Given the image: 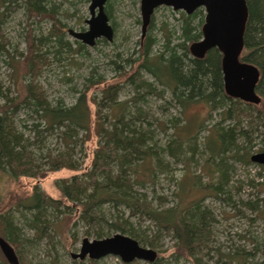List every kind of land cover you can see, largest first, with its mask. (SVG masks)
<instances>
[{"label": "rangeland", "instance_id": "374dc122", "mask_svg": "<svg viewBox=\"0 0 264 264\" xmlns=\"http://www.w3.org/2000/svg\"><path fill=\"white\" fill-rule=\"evenodd\" d=\"M108 2L111 6L109 23L113 28V40L107 42L100 38L93 47L83 45L69 33V30L87 31L85 21L90 17V0H46L50 7H54L56 22L46 17L29 16L23 0H15L8 11L3 7L0 9V42H5L6 51L0 52V95L8 99H19L24 91L22 87L33 79L51 106L58 102L64 106H73L79 96L85 93L90 119L88 129L79 130V142L73 150L72 159L81 171L62 169L47 172L42 178L21 177L17 180L0 172V227L2 219L9 221L10 227H13L17 253L23 264L79 263L72 259V254L79 252L83 239L92 241L115 234L105 231L98 237L80 218L76 206L64 202L70 208H47L45 216H42L47 224L40 220L35 222L39 227H47L40 236L29 228L32 215L21 204L27 202L34 187L44 197L58 198L57 183L81 174L90 167L97 148L102 144L100 123L96 120V106L92 101L100 100V89L103 86L120 83L118 101L127 102L123 116L131 119L137 115L135 124L130 128L145 135L146 150L152 155L151 162L141 157L131 162L130 167L136 171V174L130 175L132 181H135L132 192L144 195L155 209L178 205L183 207L197 201L200 209L208 211L213 219L212 241L209 244L212 249H219L223 255L231 256L241 251L251 253L253 263L264 264V172L255 164L227 161L222 166L225 175L220 178L218 158H211L207 150L208 139L213 135L212 129L220 124L219 110L209 112L207 105L197 102L181 112L180 106L168 93H165L164 98L148 96L145 102L133 100L136 92L129 84L121 83V73L130 70L129 66L123 68L127 58L138 57L141 39L139 0H107L106 5ZM179 13L183 12L164 6L154 10L153 21L146 33V36L155 39L152 54L162 52V45L167 43L166 30L171 33L170 44L178 43L176 37L181 24ZM202 15L204 17L203 10ZM54 24L58 25L57 31L53 28ZM58 35H61L65 47L57 54ZM33 38L37 42L36 51L43 56L42 66L35 77L27 72L24 60ZM77 43L83 46L81 50L76 49ZM141 75L152 81L147 74ZM90 80L104 83L89 86ZM154 87L158 85L155 83ZM1 96L0 104L3 103ZM102 113L105 118L103 129L109 131L114 112L106 109ZM35 123V116L23 107L14 117L17 130L30 141L35 137L32 128ZM254 137L251 136L250 156L260 153L264 148L262 139L257 137L254 140ZM173 140H178V143ZM167 146L169 150H166ZM63 148L56 131L43 133L30 147L37 155L42 151V155L47 151L56 154L62 152ZM169 151L178 159L170 156ZM155 159H158V163ZM112 170L116 172L115 164ZM206 186L209 189L205 190ZM246 203L249 207L255 204L256 209L249 208ZM100 211L106 220H113L123 212L121 208L108 204L102 206ZM126 217L127 213L124 214ZM129 223L137 227L140 239L155 246L151 248L148 243H141L142 247L156 251L157 264H192L185 257L175 258L174 238L159 230L150 220L131 218ZM0 258L4 259L1 252ZM217 260L214 252L209 256H201L202 263L214 264ZM88 261L85 259L82 263L89 264ZM93 263L123 264L114 256H106ZM134 263L149 264L142 261Z\"/></svg>", "mask_w": 264, "mask_h": 264}, {"label": "trees", "instance_id": "16d2710c", "mask_svg": "<svg viewBox=\"0 0 264 264\" xmlns=\"http://www.w3.org/2000/svg\"><path fill=\"white\" fill-rule=\"evenodd\" d=\"M13 3L15 0H0V9L3 7L8 11ZM23 4L29 16L46 17L56 22L54 7H50L46 0H23ZM246 5L248 17L240 60L253 64L259 69L260 78L256 91L261 101L258 105L226 96L220 68L221 55L216 49H211L202 59L189 55V45L201 38L203 15L200 9L191 15L179 13L181 24L179 35L176 37L178 43L170 44L171 33L166 30L167 43L162 45V52L158 54H152L155 39L145 34L138 44V57L127 58L124 61L126 66L123 65V68L129 66L130 70L121 73L123 79L121 83L129 84L136 92L133 99L135 102H145L148 96L164 98L165 93H168L180 106L181 112L197 102L207 105L209 112L219 110L220 124L213 127V135L208 139L207 150L211 158H218L220 178L225 175L222 167L224 162L253 164L249 155L252 135H255L254 140L260 137L264 142V0H246ZM110 7L108 2L105 6L108 18H110ZM152 21L153 16L149 25ZM57 26L53 25L56 31ZM172 34L175 32L172 31ZM56 41L58 54L65 44L62 43L61 35L56 37ZM31 42L28 45L30 50L24 60L27 72L31 77H35L42 66L43 56L36 51V39L33 38ZM82 47L77 43V50H81ZM0 52H6L5 42H0ZM141 73L147 74L152 81L144 79ZM89 82V86L104 83L93 80ZM155 83L158 85L157 88L154 87ZM119 85L120 83L103 86L100 89V100L92 101L96 106V120L100 123L99 135L102 144L97 148L90 167L81 174L57 183L56 187L60 195L58 198L44 197L39 189L34 187L27 202L21 204L32 215V220L28 223L31 226L29 228L42 236L45 232L43 230L47 227H39L35 222L40 220L47 224L42 217L45 216L46 209H58L57 206L70 208L64 203L67 202L76 206L80 218L95 231L98 237H101L105 231L120 233L131 237L140 245L144 242L155 248L151 242L140 239L137 227H132L129 223L131 218L137 220L145 218L174 238L173 247L177 259L185 257L192 264H209L202 263L201 256H209L214 252L218 259L214 264H255L250 259L251 253L241 251L235 256L223 255L219 249L214 250L210 247L213 219L208 211L200 209L197 201L183 207L178 205L155 209L144 195H136L132 192L135 181H132L130 175L136 174V171L130 167L131 162L137 157L151 162L152 155L146 150L145 135L136 133L130 128L135 124L134 119L137 115L131 119H125L123 116L127 102L118 101V92L121 88ZM22 88L24 91L19 99H8L7 96L0 95L3 98V103L0 104V172L12 180H17L21 177L42 178L47 172L62 169L81 171L72 156L79 142L77 136L79 130H87L90 121L85 93L79 96L73 106H64L61 102L51 106L33 79ZM22 107L35 116L36 123L32 125L35 137L32 141L25 138L14 124V117ZM106 109L114 112L109 131L103 129L105 118L102 112ZM51 131L58 132L64 145L63 151L56 154L50 151L45 152L44 155L41 154L43 151L39 155L35 154L30 147L35 144L36 139L42 137L43 133ZM173 141L178 143V140ZM166 150H169L168 146ZM260 152H264V148ZM169 154L174 158L177 157L171 151ZM157 160L155 159L156 162ZM113 164L116 165V172L112 170ZM256 166L264 172V165ZM204 189H209V186ZM107 204L121 208L123 212L113 220H106L100 210ZM246 205L249 207L248 203ZM249 208L256 209L255 204ZM125 213H127L126 218H124ZM2 221L0 236L13 247L19 263L23 264L17 253L14 229L10 227L9 221L7 222L6 219ZM88 262L94 264L91 260ZM134 262L136 261L130 264H137ZM157 262L158 260L155 259L149 264H157ZM0 264L7 262L0 258ZM73 264L83 263L79 261Z\"/></svg>", "mask_w": 264, "mask_h": 264}, {"label": "water", "instance_id": "95a60500", "mask_svg": "<svg viewBox=\"0 0 264 264\" xmlns=\"http://www.w3.org/2000/svg\"><path fill=\"white\" fill-rule=\"evenodd\" d=\"M106 2L107 0H90L88 6L90 17L85 21L88 29L84 32L69 30L74 39L89 47H93L100 38L107 42L113 40V28L105 12ZM161 6L169 7L173 11H182L185 15L203 9L201 38L189 45L190 55L202 59L211 49H216L221 55L220 68L226 96L258 105L261 101L256 91L260 78L259 69L240 60L248 17L246 0H140L141 38L146 33L154 10ZM250 161L264 165V152L252 155ZM0 252L8 264H20L13 247L1 236ZM106 256L117 257L123 264H130L133 261L153 263L157 253L153 249L142 247L129 236L115 233L104 239L92 241L83 239L79 252L72 254V259L96 261Z\"/></svg>", "mask_w": 264, "mask_h": 264}, {"label": "bare ground", "instance_id": "6f19581e", "mask_svg": "<svg viewBox=\"0 0 264 264\" xmlns=\"http://www.w3.org/2000/svg\"><path fill=\"white\" fill-rule=\"evenodd\" d=\"M140 1V0H139ZM148 28V27H147ZM147 31V30H146ZM146 34V33H145ZM105 40V39H104ZM189 48V47H188ZM189 51V50H188ZM260 153H262V152H260ZM257 154V153H256ZM253 163V162H252ZM253 164H256V163H253ZM256 165H259V164H256ZM3 256V255H2ZM4 258V257H3ZM4 260H5V258H4ZM6 261V260H5ZM7 262V261H6ZM8 264V263H7Z\"/></svg>", "mask_w": 264, "mask_h": 264}, {"label": "flooded vegetation", "instance_id": "af4514ba", "mask_svg": "<svg viewBox=\"0 0 264 264\" xmlns=\"http://www.w3.org/2000/svg\"><path fill=\"white\" fill-rule=\"evenodd\" d=\"M201 10H203V9H201ZM203 20H204V17H203ZM89 260V259H88ZM79 261V260H78ZM92 261V260H91Z\"/></svg>", "mask_w": 264, "mask_h": 264}]
</instances>
